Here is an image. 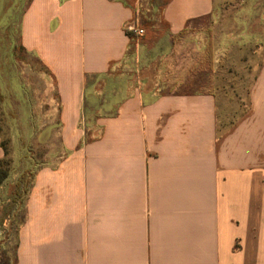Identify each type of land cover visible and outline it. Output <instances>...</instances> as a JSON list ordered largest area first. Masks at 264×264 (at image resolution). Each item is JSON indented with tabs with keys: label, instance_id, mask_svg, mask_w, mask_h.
Returning a JSON list of instances; mask_svg holds the SVG:
<instances>
[{
	"label": "crops",
	"instance_id": "crops-1",
	"mask_svg": "<svg viewBox=\"0 0 264 264\" xmlns=\"http://www.w3.org/2000/svg\"><path fill=\"white\" fill-rule=\"evenodd\" d=\"M223 1L0 0V128L45 146L15 264H264V59L221 130L165 74Z\"/></svg>",
	"mask_w": 264,
	"mask_h": 264
},
{
	"label": "rangeland",
	"instance_id": "rangeland-1",
	"mask_svg": "<svg viewBox=\"0 0 264 264\" xmlns=\"http://www.w3.org/2000/svg\"><path fill=\"white\" fill-rule=\"evenodd\" d=\"M263 7L264 0L221 2L202 38L197 43L182 44L166 64V76L176 78L186 69V74L179 76L184 85L214 92L220 130L248 110L250 87L264 59V24L260 21ZM132 52L133 48L128 54ZM133 63L128 58L121 69L132 72L136 68ZM7 123L4 119L0 128L5 150L0 169L8 172L7 180L0 183V264H15L18 232L26 215L20 205L28 192L25 187L31 183L34 162L43 164L45 146L13 143L17 130L23 135L28 132L8 127Z\"/></svg>",
	"mask_w": 264,
	"mask_h": 264
},
{
	"label": "trees",
	"instance_id": "trees-1",
	"mask_svg": "<svg viewBox=\"0 0 264 264\" xmlns=\"http://www.w3.org/2000/svg\"><path fill=\"white\" fill-rule=\"evenodd\" d=\"M8 178V172L0 169V183L4 182Z\"/></svg>",
	"mask_w": 264,
	"mask_h": 264
},
{
	"label": "built area",
	"instance_id": "built-area-1",
	"mask_svg": "<svg viewBox=\"0 0 264 264\" xmlns=\"http://www.w3.org/2000/svg\"><path fill=\"white\" fill-rule=\"evenodd\" d=\"M144 32L143 31H139V34H143Z\"/></svg>",
	"mask_w": 264,
	"mask_h": 264
}]
</instances>
